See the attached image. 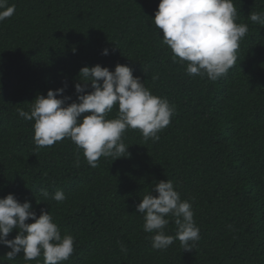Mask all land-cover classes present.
I'll return each instance as SVG.
<instances>
[{"label":"trees","instance_id":"trees-1","mask_svg":"<svg viewBox=\"0 0 264 264\" xmlns=\"http://www.w3.org/2000/svg\"><path fill=\"white\" fill-rule=\"evenodd\" d=\"M159 2L8 0L15 11L0 21V198L27 200L37 217L49 211L61 235L74 237L63 264H264V26L249 18L264 14V0H233L236 23L248 32L235 65L216 81L173 62L153 22ZM97 64L129 66L175 111L159 140L128 128L122 140L129 155L102 156L92 168L69 138L38 147L34 121L18 109L30 112L37 95L57 88L65 89L58 98L78 102L80 70ZM117 114L114 106L108 118ZM167 179L191 203L200 229L190 251L178 239L154 249L143 230L136 205ZM57 190L65 200L52 198ZM166 219V234L175 236V217ZM10 250L0 244V261L26 264L22 253L7 261ZM27 264H43V256Z\"/></svg>","mask_w":264,"mask_h":264},{"label":"clouds","instance_id":"clouds-1","mask_svg":"<svg viewBox=\"0 0 264 264\" xmlns=\"http://www.w3.org/2000/svg\"><path fill=\"white\" fill-rule=\"evenodd\" d=\"M14 11V4L9 6L8 0H0V21ZM236 16L233 0H160L153 22L162 30L163 44L171 49L173 62L186 63L190 76L206 75L216 81L235 65L240 41L248 32L246 24L236 23ZM249 18L264 26V14L252 12ZM102 54L108 55L109 49H103ZM80 80L84 83L75 84L78 102L66 103L70 97L58 98L65 89L57 88L37 95L30 112L18 109L21 117L34 121L33 139L38 147H50L69 138L83 150L88 165L95 168L102 156L116 159L129 155V145L122 140L128 128L139 129L145 141H156L158 133L171 122L174 105L152 94L127 65L117 64L114 71L99 64L84 66ZM88 82L92 91L85 92ZM114 106H118V114L109 119ZM126 152L128 155H124ZM154 190L157 195L150 191L136 205L144 215L143 230L152 233V248L166 249L178 239L183 249L190 251L192 243L200 239L191 203L181 200L171 180L159 181ZM40 192L46 201L49 192L43 188ZM52 198L57 202L66 199L62 190ZM169 214L178 226L175 236L165 232ZM29 218L31 223L26 222ZM14 228L18 234L7 239ZM0 244L11 249L4 255L7 261L22 253L26 264L41 255L43 264H63L74 252V237L61 235L49 211L41 209L37 217L30 202L21 203L11 193L0 198Z\"/></svg>","mask_w":264,"mask_h":264}]
</instances>
